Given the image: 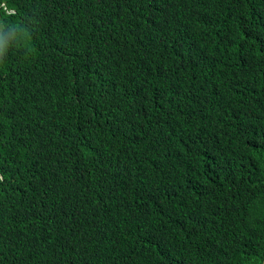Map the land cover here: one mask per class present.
Returning <instances> with one entry per match:
<instances>
[{
  "label": "trees",
  "instance_id": "obj_1",
  "mask_svg": "<svg viewBox=\"0 0 264 264\" xmlns=\"http://www.w3.org/2000/svg\"><path fill=\"white\" fill-rule=\"evenodd\" d=\"M264 0H0V264H262Z\"/></svg>",
  "mask_w": 264,
  "mask_h": 264
},
{
  "label": "water",
  "instance_id": "obj_2",
  "mask_svg": "<svg viewBox=\"0 0 264 264\" xmlns=\"http://www.w3.org/2000/svg\"><path fill=\"white\" fill-rule=\"evenodd\" d=\"M262 264H264V259H263V262H262Z\"/></svg>",
  "mask_w": 264,
  "mask_h": 264
}]
</instances>
